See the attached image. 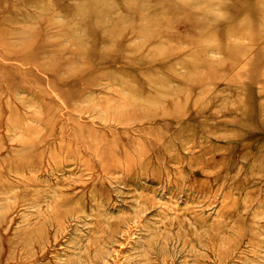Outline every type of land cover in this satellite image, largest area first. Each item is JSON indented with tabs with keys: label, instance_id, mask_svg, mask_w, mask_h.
Segmentation results:
<instances>
[{
	"label": "rangeland",
	"instance_id": "obj_1",
	"mask_svg": "<svg viewBox=\"0 0 264 264\" xmlns=\"http://www.w3.org/2000/svg\"><path fill=\"white\" fill-rule=\"evenodd\" d=\"M0 264H264V0L0 3Z\"/></svg>",
	"mask_w": 264,
	"mask_h": 264
},
{
	"label": "bare ground",
	"instance_id": "obj_2",
	"mask_svg": "<svg viewBox=\"0 0 264 264\" xmlns=\"http://www.w3.org/2000/svg\"><path fill=\"white\" fill-rule=\"evenodd\" d=\"M4 2V0H0V3ZM103 56V55H102ZM105 56V55H104Z\"/></svg>",
	"mask_w": 264,
	"mask_h": 264
}]
</instances>
